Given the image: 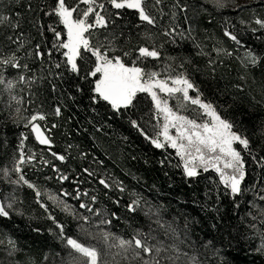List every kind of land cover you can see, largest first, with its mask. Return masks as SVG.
I'll use <instances>...</instances> for the list:
<instances>
[{
  "label": "snow or ice",
  "instance_id": "1",
  "mask_svg": "<svg viewBox=\"0 0 264 264\" xmlns=\"http://www.w3.org/2000/svg\"><path fill=\"white\" fill-rule=\"evenodd\" d=\"M209 6L249 15L239 17V30L225 18L218 37L201 28L213 22ZM259 6L0 0V250L8 258L0 264H212L209 257L225 264V241L238 247L258 240L252 246L264 254V117L253 133L259 143L240 119L264 112V0ZM248 33H259V47L247 42ZM77 95L87 97L96 131L112 128L109 121L126 125L167 153L161 165L180 169L186 182L204 181L205 200L195 203L207 215L197 219L184 204L149 199L106 169L74 168L72 144L53 150L60 125L49 118H62ZM9 122L26 131L10 139ZM52 179L58 191L45 186ZM70 179L71 191L63 187ZM28 199L51 223L46 231L59 247L45 243L39 261L14 220L36 218L24 208Z\"/></svg>",
  "mask_w": 264,
  "mask_h": 264
},
{
  "label": "trees",
  "instance_id": "2",
  "mask_svg": "<svg viewBox=\"0 0 264 264\" xmlns=\"http://www.w3.org/2000/svg\"><path fill=\"white\" fill-rule=\"evenodd\" d=\"M247 5L249 7H255L257 12L261 11L259 0L248 3ZM209 11L212 12L213 22L212 24H208L207 20H205L201 28L207 27L210 32H214L218 37L221 35V23L225 18L231 20V22L236 25L237 30H239L241 27L239 24V17L241 15L245 17L249 15L248 12L240 13L239 11H233L231 6L219 12L213 11L209 6ZM129 18L134 19V16H130ZM258 35L259 33H248L245 35V39L250 45L259 47L261 41L257 39ZM207 43H209V46L211 45L210 41ZM169 47L171 50V46ZM186 50L190 51L191 46L189 45ZM224 83V81H221L220 86L222 87ZM68 104L69 107L63 111L62 118L50 117L49 123L55 119L60 125V127L55 130L57 143L53 146V150L62 151L68 144L76 146L70 150L72 156L75 157V160L72 161V166L74 168L78 169L81 166H90L100 171L106 169L117 178L124 180L125 184L129 187L142 192L145 197L149 199L157 198L162 203L171 202L175 207H180L181 204H184L186 206L184 210L190 212L192 216L197 219L207 215L205 212H202L195 203L196 201L203 203L205 200L204 181L201 180L196 183L186 182L185 178L181 175L180 169L161 165L159 160L163 159L167 153L163 150L152 148L134 132H130L126 125L121 127L119 123L109 121L113 123L112 128L105 127L103 131H96V127H99V124L96 123L95 114L92 113L91 109L88 107L86 96L81 97L77 95L76 101L69 100ZM262 117H264V112H261L259 109L252 110L250 116L240 117L245 125L247 133L257 143L260 142L261 138L258 134L253 135V133H258ZM3 119L4 115L0 114V122H2ZM4 131L3 128H0V137L3 136ZM19 131L26 130L22 126L16 129L9 122L7 134L10 139H15ZM121 135L128 136V141H122L120 139ZM28 143L32 147H37V143L32 136L29 137ZM37 150L39 151V147H37ZM168 151L172 152L171 149ZM80 152L85 153L86 158H81L79 155ZM133 157H135V159H133ZM145 160H147L148 163H145ZM99 161H103V163L99 164ZM173 163H175V160H173ZM43 171L51 175L50 170L46 167ZM165 173H167V175ZM209 174H213L211 170L205 175ZM28 175L31 179H36L30 172ZM254 175L257 177L260 176L259 168H257ZM134 176L139 179H134ZM73 179H79V177L77 176ZM41 183L44 182L41 181ZM45 186L54 191H58L61 185L55 179H52L48 181ZM63 187L71 191L74 187L72 179L63 182ZM83 187H88V185L85 184ZM25 192H28L26 188ZM69 202L75 203V201L72 200H69ZM29 204H31V208H29ZM223 207H227V205ZM24 208L36 217L31 221L22 217H14L15 223L18 224L21 229L20 234L24 248L27 249L28 244L31 243L32 248L29 251L36 256L38 261L42 258L43 252L48 251V249L44 247L45 243L53 245L54 250L59 251L56 242L46 231V229L51 226V223L40 218L41 213L38 207L31 203V199H28ZM242 214L243 213H241V215ZM32 227H40L42 229L41 233L37 234L32 232ZM122 227V224H118L113 230L119 232ZM233 245H235V241H233ZM252 245L259 246V241L252 240L242 243L238 247H229L227 241H225L221 253L225 264H264V254L257 253ZM0 258L8 259L4 256L2 250H0ZM19 258L20 257H15L13 259ZM209 259L212 261V264H216L215 259L211 257H209Z\"/></svg>",
  "mask_w": 264,
  "mask_h": 264
},
{
  "label": "rangeland",
  "instance_id": "3",
  "mask_svg": "<svg viewBox=\"0 0 264 264\" xmlns=\"http://www.w3.org/2000/svg\"><path fill=\"white\" fill-rule=\"evenodd\" d=\"M253 1H256V0H236L237 3H240V4H248V3H251Z\"/></svg>",
  "mask_w": 264,
  "mask_h": 264
}]
</instances>
